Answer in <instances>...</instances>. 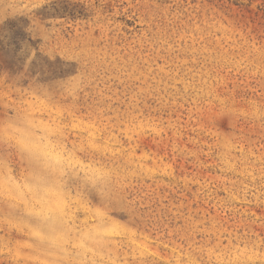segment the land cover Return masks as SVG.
<instances>
[{
  "label": "rangeland",
  "instance_id": "rangeland-1",
  "mask_svg": "<svg viewBox=\"0 0 264 264\" xmlns=\"http://www.w3.org/2000/svg\"><path fill=\"white\" fill-rule=\"evenodd\" d=\"M0 36V264H264V0H0Z\"/></svg>",
  "mask_w": 264,
  "mask_h": 264
},
{
  "label": "snow or ice",
  "instance_id": "snow-or-ice-1",
  "mask_svg": "<svg viewBox=\"0 0 264 264\" xmlns=\"http://www.w3.org/2000/svg\"><path fill=\"white\" fill-rule=\"evenodd\" d=\"M6 39H9V38L0 36V58H2L3 53L7 50L5 47ZM9 42H11V40H9ZM29 54H30L29 52L25 51V57H27Z\"/></svg>",
  "mask_w": 264,
  "mask_h": 264
}]
</instances>
